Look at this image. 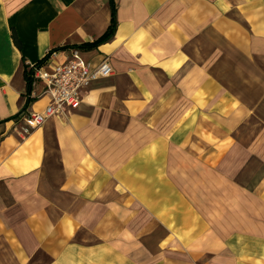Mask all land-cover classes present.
Returning a JSON list of instances; mask_svg holds the SVG:
<instances>
[{
    "label": "crops",
    "instance_id": "1",
    "mask_svg": "<svg viewBox=\"0 0 264 264\" xmlns=\"http://www.w3.org/2000/svg\"><path fill=\"white\" fill-rule=\"evenodd\" d=\"M0 264H264V0H0Z\"/></svg>",
    "mask_w": 264,
    "mask_h": 264
},
{
    "label": "built area",
    "instance_id": "2",
    "mask_svg": "<svg viewBox=\"0 0 264 264\" xmlns=\"http://www.w3.org/2000/svg\"><path fill=\"white\" fill-rule=\"evenodd\" d=\"M42 66L39 62H30L29 74L33 79L44 81L43 93L48 94L49 101L42 110L31 111L21 117L22 133L30 132L49 116L61 114L64 106L77 104L92 80L113 71L107 58L92 65L83 58L78 47L71 48L69 56L64 61L53 63L49 70H43Z\"/></svg>",
    "mask_w": 264,
    "mask_h": 264
},
{
    "label": "trees",
    "instance_id": "3",
    "mask_svg": "<svg viewBox=\"0 0 264 264\" xmlns=\"http://www.w3.org/2000/svg\"><path fill=\"white\" fill-rule=\"evenodd\" d=\"M115 27H116L115 5L112 4L111 22H110L109 26L107 27L106 31H104V33L99 38L94 40L93 42L85 43L84 46L85 47H90V46H93L95 44H98V43H100L102 41H105V40L109 39L113 35ZM28 77H30V74L28 75ZM28 80H30V78Z\"/></svg>",
    "mask_w": 264,
    "mask_h": 264
}]
</instances>
